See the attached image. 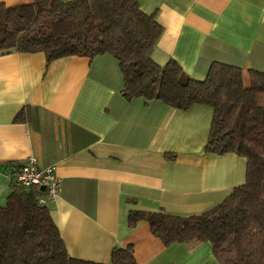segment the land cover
Returning a JSON list of instances; mask_svg holds the SVG:
<instances>
[{"label":"crops","instance_id":"obj_1","mask_svg":"<svg viewBox=\"0 0 264 264\" xmlns=\"http://www.w3.org/2000/svg\"><path fill=\"white\" fill-rule=\"evenodd\" d=\"M15 6L21 0H0ZM162 32L153 59L176 60L196 79L213 62L264 69V0H140ZM114 60L43 53L0 56V204L11 165L28 157L54 166L58 194L45 204L74 258L106 263L130 245L137 264H220L211 244L163 245L130 209L192 214L225 198L245 178L234 153L204 151L211 108L176 110L159 100L125 98ZM172 155L173 158H170Z\"/></svg>","mask_w":264,"mask_h":264},{"label":"trees","instance_id":"obj_2","mask_svg":"<svg viewBox=\"0 0 264 264\" xmlns=\"http://www.w3.org/2000/svg\"><path fill=\"white\" fill-rule=\"evenodd\" d=\"M162 32L154 13L140 0H21L0 3V56L43 53L46 63L69 56L111 57L125 98L159 100L176 110L211 108L204 151L234 153L246 161L241 185L210 208L192 214L130 209L128 227L146 221L163 245L211 244L220 264H264V69H241L213 62L196 79L169 59L159 64L152 52ZM173 158L172 155H169ZM0 204V264H137L132 247L115 246L106 263L71 257L49 208L39 199L45 190L10 178Z\"/></svg>","mask_w":264,"mask_h":264},{"label":"built area","instance_id":"obj_3","mask_svg":"<svg viewBox=\"0 0 264 264\" xmlns=\"http://www.w3.org/2000/svg\"><path fill=\"white\" fill-rule=\"evenodd\" d=\"M10 169V178L16 183L44 187L45 194L39 199L40 203H46L58 194L61 179L55 174L53 165L40 168L35 158L28 157L23 163L11 165Z\"/></svg>","mask_w":264,"mask_h":264},{"label":"water","instance_id":"obj_4","mask_svg":"<svg viewBox=\"0 0 264 264\" xmlns=\"http://www.w3.org/2000/svg\"><path fill=\"white\" fill-rule=\"evenodd\" d=\"M40 189H42V190H43V189H44V187H43V186H40Z\"/></svg>","mask_w":264,"mask_h":264}]
</instances>
